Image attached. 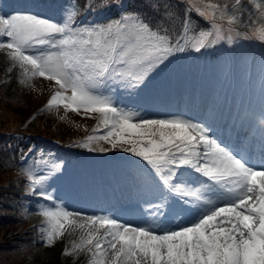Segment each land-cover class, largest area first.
I'll return each mask as SVG.
<instances>
[{
	"label": "snow or ice",
	"instance_id": "snow-or-ice-1",
	"mask_svg": "<svg viewBox=\"0 0 264 264\" xmlns=\"http://www.w3.org/2000/svg\"><path fill=\"white\" fill-rule=\"evenodd\" d=\"M247 2L264 24V0ZM100 7L115 9L119 19L102 25L77 24L74 9L62 23L30 11L0 15V50L7 49L12 65H19L22 83L41 77L58 86L48 108L62 106L77 114L100 115L106 134L87 137L83 147L103 140L144 162L160 194L159 200L150 202L151 215H164L169 197L197 211L190 221L170 229L156 225L159 231H154L152 226L82 215L53 204L39 212L46 221L40 229L43 240L51 246L66 225L79 228L82 235L73 249H95L89 264H264V168L251 166L212 138L209 128L200 123L145 118L117 108L100 91L102 87L119 83L136 89L150 71L183 47L179 42L173 47L166 29L121 0H100ZM218 7L206 4L212 11L199 14L215 18ZM237 10H244L241 0H235L231 9L225 5L220 19L227 17V23L234 24ZM191 24L190 20L183 22V35L192 30ZM254 32L264 40V26ZM211 35L200 32L193 39L195 50L210 43ZM221 38L217 32L216 39ZM186 171L197 174L195 183L181 181ZM28 179L34 193L46 201L54 199L45 191L47 177L29 174ZM209 193L216 199L209 198Z\"/></svg>",
	"mask_w": 264,
	"mask_h": 264
},
{
	"label": "rangeland",
	"instance_id": "rangeland-1",
	"mask_svg": "<svg viewBox=\"0 0 264 264\" xmlns=\"http://www.w3.org/2000/svg\"><path fill=\"white\" fill-rule=\"evenodd\" d=\"M213 1L216 2L215 0H191L189 9L201 19L205 18L210 23L209 28H200L193 33H187L186 36H181L173 47L179 42L183 51H173L164 64L149 72L145 82L140 87L129 90L119 83H111L107 85L109 87L106 91H102V88L100 91L104 95L110 96L117 108L139 113L145 118H179L200 123L207 128L224 127V132L221 133L210 131L212 138L218 141L220 137L233 140L235 136L231 128L225 130L228 124H223L221 118L226 112L227 99H216V94H221L223 90L224 95H228L230 85L233 84L228 105L231 110L238 109V117L242 111H245V117L241 118L240 127L243 130L246 128L242 134L247 132L248 136L244 137L243 142L246 143L249 140L250 133L248 130L253 128L255 131L253 134L256 138L259 137L260 145L264 146L262 144L264 143V128L258 124L261 119H264V50L257 43V40L261 39L254 32V29H259L264 24H262L261 18L258 19L259 13L253 5L247 0H241L244 10L243 12L237 10L236 22L229 25L227 17L223 20L220 19V13L225 5L231 9L232 2L235 3V0L231 2L224 0L216 3ZM209 3L219 6L215 18L210 14L203 16L199 14L200 11L208 13L212 11L205 8V5ZM71 10V5L64 4L61 0H0V15L13 11H30L43 18L62 23ZM82 14V11L77 12L75 16L77 24L102 25L116 20V16L113 18L106 13L104 14L108 15L109 19L104 22L99 21L98 17L83 18ZM245 15L247 16L245 17ZM229 29L231 30L229 31ZM200 32L214 34V43L209 45L210 48H213L212 50L217 46L215 43L217 41L216 33L219 32L222 36L219 42L224 51L217 50L215 56L208 57L206 54L208 52L205 53L204 50L205 46L197 55L198 53L193 47V39L198 37ZM236 36H240L239 40L233 39ZM168 37L171 38V36ZM229 38L231 42H229ZM263 42L264 40L261 43ZM261 50L262 52H259ZM2 51L5 54H3L5 62L0 73V82L6 81L8 85L1 93L11 100L17 98V93H22L24 100L33 106L32 111L39 103L45 102L44 105H46L58 86L41 77H34L27 84L22 83L23 76L19 65H12L6 55L7 49ZM228 51L234 63L226 69V53L228 54ZM202 54V65L200 66ZM189 58L190 64H187L186 59ZM177 60H180V65L176 64ZM175 65L179 66L177 73L173 76L175 83L172 86L169 80L172 78ZM11 68L15 69L14 76L8 72ZM231 76L232 80H230ZM225 81L228 82L227 87L224 84ZM231 81L232 83H230ZM36 94H39L38 100L35 99ZM68 94L70 95V93ZM4 103H7V107L11 109L14 107L11 102L3 101V105H5ZM60 108L63 107L60 106ZM49 109L46 108L42 112L37 111L34 116H31L29 122L34 126L36 133L42 134L52 141L50 139L51 133L43 134L41 128L44 127V121H53L52 129L56 137L61 139L68 134L71 135L70 138L84 139L72 148L90 152L88 155L76 157L75 161L70 164L68 163L69 157L63 150L34 138L32 148L37 149V157L40 159L35 160L31 157L32 159L30 158V161L22 166L20 173L32 174L35 177L36 175L47 177L44 181L45 191L55 199L53 204L82 215L103 216L105 211L94 207L93 198L97 188H101L106 193L112 188L115 189L112 183V180L115 179L126 190V197L121 203L123 210L118 212L112 209L106 212L105 215L108 217L122 223L144 227L152 226L154 231H159L156 225H159L160 228L170 229L194 218L197 209L181 204L177 206L178 208L175 206L165 207L164 217L153 216L149 213L150 202L159 200L160 194L149 178L147 166L140 158L130 152L123 151L119 145L113 148L103 140L97 139L92 141L88 147L82 146L87 142L89 134L92 133L94 137L106 134L107 129L103 127L99 114H77L70 110L59 109L60 112L56 108ZM228 120L235 125L236 122L231 117H228ZM19 128H22V125ZM226 135H229V138ZM101 148H104L105 151L101 152ZM47 149L49 150L47 151ZM94 151L99 153L95 156L92 154ZM260 163L261 165L258 167L252 166L257 169L264 168V162ZM121 169L125 170L124 175H122L124 171L121 172ZM199 179L204 178L199 177ZM196 180L197 175L195 174L185 173L181 177V181L184 183L188 181L195 183ZM195 186H199L198 183ZM148 195L151 198H148ZM208 195L211 198V194ZM20 197L17 201L10 199V203L13 205L12 211L16 216L26 217L27 225H36L34 247L27 252L26 257L35 256L38 260H47L51 258L54 252H58L60 257L70 264H89L95 249L92 252H89L88 248L82 251L73 249V244L79 243L82 235L79 228L73 229L72 226L66 225L63 235L56 238L51 246L47 245L40 232L46 221L39 215V212L44 207H52L53 204L40 201L35 206V200L40 196L32 190L28 191L27 187L21 189ZM173 200L177 201L178 198L169 197L165 202L172 205ZM39 221L40 223H38ZM154 221L155 223H153ZM66 252L72 254L66 255Z\"/></svg>",
	"mask_w": 264,
	"mask_h": 264
},
{
	"label": "trees",
	"instance_id": "trees-1",
	"mask_svg": "<svg viewBox=\"0 0 264 264\" xmlns=\"http://www.w3.org/2000/svg\"><path fill=\"white\" fill-rule=\"evenodd\" d=\"M75 8H94L96 10L107 8L100 7V0H69ZM116 0H109V3H114ZM127 4L140 10L145 19L159 24L166 30H174L179 32L181 22L185 10V4L180 0H127ZM111 11H114L112 9ZM115 15V14H113ZM192 18L191 16H189ZM3 54L0 51V72L4 63ZM8 85V82H0V264H68L62 262L56 252L53 253L50 259L38 260L35 257L27 259L26 253L32 247V228L26 226L23 218L16 216L13 210V205L10 199L18 200L21 187L18 186L21 180H18L15 172L11 171L18 161L17 152L19 148L12 145L13 137L7 136V133L18 129L20 123L33 109V106L24 100L22 93H17V98L13 100L3 95L1 92ZM11 102L14 107H7V103ZM44 127L41 132L51 133L53 138L59 142H64L67 135L59 139L53 133V129L49 121L43 122ZM19 133H36L32 123H27ZM24 136V135H23ZM26 147L22 144V149ZM20 150V151H21Z\"/></svg>",
	"mask_w": 264,
	"mask_h": 264
},
{
	"label": "clouds",
	"instance_id": "clouds-1",
	"mask_svg": "<svg viewBox=\"0 0 264 264\" xmlns=\"http://www.w3.org/2000/svg\"><path fill=\"white\" fill-rule=\"evenodd\" d=\"M261 123H264V121H261Z\"/></svg>",
	"mask_w": 264,
	"mask_h": 264
}]
</instances>
